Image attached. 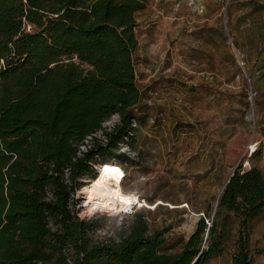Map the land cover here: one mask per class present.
<instances>
[{
    "label": "trees",
    "instance_id": "trees-1",
    "mask_svg": "<svg viewBox=\"0 0 264 264\" xmlns=\"http://www.w3.org/2000/svg\"><path fill=\"white\" fill-rule=\"evenodd\" d=\"M146 2L0 0V264H205L224 250V212L238 220L231 264H253L251 227L264 209L254 164L231 171L214 215L204 210L174 252L161 250L165 229L150 228L144 209L103 236L104 214L78 215L77 191L102 162L130 160L119 143L132 144L143 95L133 54Z\"/></svg>",
    "mask_w": 264,
    "mask_h": 264
},
{
    "label": "rangeland",
    "instance_id": "rangeland-1",
    "mask_svg": "<svg viewBox=\"0 0 264 264\" xmlns=\"http://www.w3.org/2000/svg\"><path fill=\"white\" fill-rule=\"evenodd\" d=\"M136 21L134 68L143 95L132 144L119 143L130 160L123 168L111 158L99 173L121 169L122 189L137 192L135 208L145 210L150 228L165 229L161 250L174 252L204 210L214 215L238 164H254L264 176V0H147ZM117 120L113 113L103 126ZM91 183L77 191L79 216L97 204L85 192ZM103 214L99 236L119 219ZM218 221L224 250L205 264H231L238 220L224 212ZM250 248L253 264H264V209Z\"/></svg>",
    "mask_w": 264,
    "mask_h": 264
},
{
    "label": "clouds",
    "instance_id": "clouds-1",
    "mask_svg": "<svg viewBox=\"0 0 264 264\" xmlns=\"http://www.w3.org/2000/svg\"><path fill=\"white\" fill-rule=\"evenodd\" d=\"M114 119L117 118L114 117ZM124 151H127V149H124ZM104 171L109 176H113L117 181H119L121 177H123L124 175V173L118 167H108L105 168ZM105 195H107V193H105ZM114 195L120 201V207H117L114 201L109 203H97L93 205V207L89 208L87 212L81 213V219H83L84 216L91 217L97 211L101 212L102 214L107 211L110 217H117V216L119 217V219L115 221V226L118 229L124 220V217L120 216V213L121 212L131 213L132 212L131 205L136 203L138 199V195L137 192L135 191H129L126 195L121 194L119 187H117V191L114 193ZM109 226H111V221L109 222Z\"/></svg>",
    "mask_w": 264,
    "mask_h": 264
},
{
    "label": "bare ground",
    "instance_id": "bare-ground-1",
    "mask_svg": "<svg viewBox=\"0 0 264 264\" xmlns=\"http://www.w3.org/2000/svg\"><path fill=\"white\" fill-rule=\"evenodd\" d=\"M122 179L123 177L117 181L113 176H109L105 172L95 180H92L90 187L86 188L85 192L91 197L90 201H94L96 203H109L114 201L116 206L120 207V201L114 193L117 191V187H119L121 194H127L122 189ZM105 193H107V195H105Z\"/></svg>",
    "mask_w": 264,
    "mask_h": 264
},
{
    "label": "built area",
    "instance_id": "built-area-1",
    "mask_svg": "<svg viewBox=\"0 0 264 264\" xmlns=\"http://www.w3.org/2000/svg\"><path fill=\"white\" fill-rule=\"evenodd\" d=\"M137 202H138V199H137L136 203H137ZM136 203H134V204L131 205L132 211L135 209V204H136ZM133 205H134V206H133ZM207 221H208V220H207ZM208 223H209V221H208Z\"/></svg>",
    "mask_w": 264,
    "mask_h": 264
},
{
    "label": "water",
    "instance_id": "water-1",
    "mask_svg": "<svg viewBox=\"0 0 264 264\" xmlns=\"http://www.w3.org/2000/svg\"><path fill=\"white\" fill-rule=\"evenodd\" d=\"M194 261V260H193Z\"/></svg>",
    "mask_w": 264,
    "mask_h": 264
}]
</instances>
